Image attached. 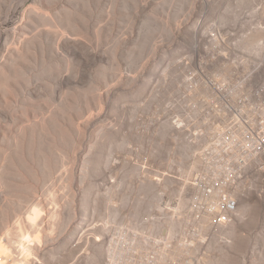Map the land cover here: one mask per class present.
I'll list each match as a JSON object with an SVG mask.
<instances>
[{
  "label": "rangeland",
  "instance_id": "obj_1",
  "mask_svg": "<svg viewBox=\"0 0 264 264\" xmlns=\"http://www.w3.org/2000/svg\"><path fill=\"white\" fill-rule=\"evenodd\" d=\"M208 52L263 79L264 0H0V264H103L162 191L188 198L172 118ZM263 188L209 264H264Z\"/></svg>",
  "mask_w": 264,
  "mask_h": 264
},
{
  "label": "built area",
  "instance_id": "obj_2",
  "mask_svg": "<svg viewBox=\"0 0 264 264\" xmlns=\"http://www.w3.org/2000/svg\"><path fill=\"white\" fill-rule=\"evenodd\" d=\"M207 56L185 76L172 118L183 141L178 180L188 198L162 191L157 211L143 217L145 229L112 232L103 264H209L212 236L232 224L257 169H264L261 65L224 71L212 68L213 52ZM163 175L155 178L161 190Z\"/></svg>",
  "mask_w": 264,
  "mask_h": 264
}]
</instances>
